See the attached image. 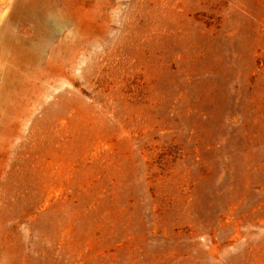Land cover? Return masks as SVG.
<instances>
[{
    "label": "rangeland",
    "instance_id": "1",
    "mask_svg": "<svg viewBox=\"0 0 264 264\" xmlns=\"http://www.w3.org/2000/svg\"><path fill=\"white\" fill-rule=\"evenodd\" d=\"M0 264H264V0H0Z\"/></svg>",
    "mask_w": 264,
    "mask_h": 264
},
{
    "label": "bare ground",
    "instance_id": "2",
    "mask_svg": "<svg viewBox=\"0 0 264 264\" xmlns=\"http://www.w3.org/2000/svg\"><path fill=\"white\" fill-rule=\"evenodd\" d=\"M38 1V0H37ZM24 4V3H23ZM27 6V5H26ZM25 14H27L29 17H33V16H36V11H35V8H34V5H33V3H32V5L30 6L29 5V7L27 6V8L25 9ZM60 15V14H59ZM59 17V16H58ZM61 17V16H60ZM59 17V19H57V20H59L60 21V19H62V18H60ZM76 40L74 39V42H75ZM72 41H70V43H71ZM76 43V42H75ZM72 44V43H71ZM74 44V43H73Z\"/></svg>",
    "mask_w": 264,
    "mask_h": 264
}]
</instances>
